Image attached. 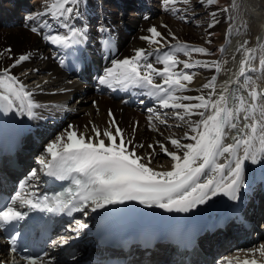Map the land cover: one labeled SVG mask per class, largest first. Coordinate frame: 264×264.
Returning a JSON list of instances; mask_svg holds the SVG:
<instances>
[{
	"label": "snow or ice",
	"instance_id": "6c2138e0",
	"mask_svg": "<svg viewBox=\"0 0 264 264\" xmlns=\"http://www.w3.org/2000/svg\"><path fill=\"white\" fill-rule=\"evenodd\" d=\"M82 2L45 0L43 11L29 15L27 20L40 17H50V20L44 19L30 30L60 49L81 44L86 39V30L76 27L73 21L79 17ZM198 2L215 5L218 0ZM179 4L188 6L191 0H162V6L172 12L180 11ZM221 10L227 11L226 8ZM210 15L213 24L218 23L216 13ZM104 31L101 27L100 32ZM147 32L150 35L141 39L155 47L137 48L132 56L113 59L111 66L105 67L97 79L100 85L109 89H144L143 94L153 98L159 108L173 110L171 115L189 129L182 137L166 138L175 150H170L161 141L147 146L135 143L133 136L119 126L111 110L108 112L109 126L104 129L93 124L85 133L69 125L47 143L44 149L47 155L37 158L39 171L31 169L10 200L4 198L5 203L0 209V230L14 226L29 215L28 211L21 209L72 217L77 212L87 215L86 208L95 212L109 205L135 201L167 212L187 213L217 195L222 194L233 201L239 199L245 186L246 161L253 165L264 162V87L257 85L249 75L264 72V52L260 55L259 67L252 63L257 59V49H264V45L254 48L248 47L247 41L243 42L237 48L241 59L234 79L224 81L218 88L217 76L213 75L195 89L198 95H182L189 90L196 76L195 72L187 70L201 66L219 73L223 70L221 62L192 59V53H208V49L186 43H177L171 50L163 51L165 45L162 41L167 42V38L156 26L149 27ZM169 35L176 39L174 34ZM102 44L106 48L111 46L107 39L102 40ZM177 53H183L189 59L181 60ZM4 56L13 59L12 49L0 50V57ZM31 57L30 52L19 54L11 65L0 68V109L5 113L14 111L36 119L39 116L35 109L44 106L34 99L33 91L12 73V69ZM150 57L154 59L150 60ZM59 62L62 66L65 64L64 59ZM147 111L151 114L149 127L156 129L154 120L167 125V119L154 108ZM168 115L163 114L164 117ZM193 116L198 119L193 120ZM85 127L88 128L87 125ZM185 140L190 142H183ZM157 145L160 152L171 158L170 170H156L150 166L157 155ZM145 147L147 152L143 155L137 153V148ZM221 158L222 163L219 162ZM41 174L68 181V186L61 192L40 194L37 185L29 182H39ZM29 188L37 190L28 191ZM74 223L76 228L73 231L77 234L80 229L88 227L81 220ZM19 235L20 232L16 231L11 237L12 253L18 251L16 236ZM60 243H67V240L61 238ZM248 251L253 258H245L241 264H264L255 258L257 253L264 257V244ZM45 256L25 254L22 260L24 264H53L55 258L45 259ZM225 261L232 264L231 258H225Z\"/></svg>",
	"mask_w": 264,
	"mask_h": 264
},
{
	"label": "bare ground",
	"instance_id": "6f19581e",
	"mask_svg": "<svg viewBox=\"0 0 264 264\" xmlns=\"http://www.w3.org/2000/svg\"><path fill=\"white\" fill-rule=\"evenodd\" d=\"M156 1L158 2V0ZM118 4L115 5L114 3L113 6L107 7L102 0H83L79 6V17L73 23L78 28H85L86 39L79 45H74L68 49H60L50 42L43 40L42 35L33 33L30 30L32 26H38L44 19L50 20V17H40L29 21L20 15V10H16V6L20 7L21 5L27 11L33 5L32 2L30 3L28 0H0V50L11 48L13 59L22 53H32L31 59L16 66L12 69V73L23 81L27 89L33 91L34 99L44 106L35 109L39 116L36 119H29L26 115L21 116L17 114L25 136L28 131L46 124L49 119H53L58 125L61 124L62 128H65L69 122V125H74L79 131L85 133L89 131L93 124L104 129L109 126L108 112L111 110L119 126L124 129L126 134L133 136L135 143L147 146L148 144H155L156 141H161L170 150H175L169 141H166V138L169 136L178 138L177 134H175L176 132L163 130L164 128L155 131L149 127V124L146 123L147 120L145 121L144 116L141 115L142 111L140 107L130 106L129 90L109 89L99 84L97 77L103 74V69L110 67L113 59H123L124 57L132 56L134 49L155 47L141 39L142 36L150 35L147 29L151 26H156L162 35L167 38V42L162 41L165 45L163 51L171 50L177 43L187 44L188 42H194L209 44L208 37L205 36L204 32L205 27L195 31L196 29L194 30V27L191 25L188 26V24L181 23L178 20V16L181 13H187L190 16L196 13L202 14L200 17L201 19H206L205 23L206 21H210L213 24V19L208 15L215 12V20L218 23H214L211 29L223 32L222 36L216 41L222 42L225 36L228 39L224 45V51L220 56L196 58L221 62L223 70L217 73L215 69L201 66L187 70L195 72L196 76L189 85V90L183 92L182 95H198L199 93L195 89L200 88L213 75L217 76L218 88L224 81L234 79L241 59V53L237 52V48L243 42L247 41V46L254 48L258 45H264V0H229V4L225 7L227 9L226 12L221 10L225 8L216 9L215 7H205L204 5L199 7L194 4V1L182 8H179L180 5L179 7L177 6L180 9L177 12H172L161 7L158 8L155 5V0H138V4L134 5V9L129 13L126 9L132 6L130 0H119ZM43 7L44 5L38 6L35 13L43 11ZM195 22H199V20ZM101 27L105 29L104 32H100ZM60 31L64 30L61 29ZM169 33L174 34L176 39H173ZM107 37L112 39L114 45L118 47L116 53H112L111 51L107 54L105 53L102 40L107 39ZM262 52H264V49H257V59L252 62L256 67H259V58ZM179 54L181 60L189 59L183 53ZM72 57H76L78 60L73 62L71 60ZM13 59H9L8 56L0 57V68L11 65ZM60 59L65 60L63 66L59 62ZM149 59L153 60L154 57H150ZM224 61L227 63H223ZM157 66L162 67V65ZM249 75L252 76L257 85L264 87V72L257 71L249 73ZM157 82H159V78H157ZM37 85L40 87L37 88ZM133 89H136L133 97L140 98L141 101L145 99L152 100V103H155L153 105L157 104L153 98L143 94L145 92L144 89ZM87 98L94 99L97 109L90 113L88 112L79 121H76L77 112H70L71 107H64L68 110L67 112L62 107L66 101L78 102L83 105ZM192 119L195 120L198 117L193 116ZM86 125L88 128L85 127ZM158 127L161 128L163 126L159 125ZM133 129H135L134 132ZM33 134L36 133L33 131ZM187 142L190 141H185V143ZM29 146L25 145L26 148ZM147 151V147L137 148V153L140 155H143ZM156 152L157 155L152 160L150 166L156 170H170L173 163L171 158L160 152L158 145L156 146ZM162 154L169 160L165 159L163 163L155 162V159L159 158ZM219 162L222 163L223 158ZM26 175L24 173V176ZM263 192L264 162L253 165L250 161H246L245 186L241 189L238 200H230L221 194L212 197L204 204L197 205L196 208L190 211H197L200 216H203L206 212L217 216L234 211L241 215V212H251V204H248L247 198L250 196L259 197ZM132 206L138 213L145 214L148 219L158 222L167 219L175 213L167 212L155 206L147 207L135 201L132 203ZM237 214L234 216H238ZM259 239L264 240V231L259 232ZM255 241L256 238L253 237L250 240L225 238L221 245L226 247V251L231 250L234 245H237L236 248H240L241 250L243 246H247L249 243ZM262 243L264 244V241ZM255 244H250L252 247L248 250L252 249ZM232 250L227 254H230ZM248 250L244 251L249 252ZM0 251H3L1 243ZM92 253V249L89 250V254L86 257L76 253L77 257H79L76 264H83V261L90 258ZM245 254L244 252L242 253V255ZM258 256L259 254L257 253L255 258L262 261ZM53 257L55 258L53 264H73L67 260V256L66 259L64 258L65 251L62 247L57 251L50 252L48 258ZM245 258L252 259L253 256L250 253L249 257H244L241 261ZM92 262L89 261L86 264H92Z\"/></svg>",
	"mask_w": 264,
	"mask_h": 264
},
{
	"label": "rangeland",
	"instance_id": "374dc122",
	"mask_svg": "<svg viewBox=\"0 0 264 264\" xmlns=\"http://www.w3.org/2000/svg\"><path fill=\"white\" fill-rule=\"evenodd\" d=\"M28 1L30 3L32 2L33 4L35 2V8H33V6H32V8L28 9L27 11H23V10H26V9H24V7H22L21 5H20V7L19 6L18 7L16 6V10H20V13L23 11L22 17H24V19H27L28 15L34 14L35 11H36V9L38 8V6L44 5V2H45V0H28ZM96 1H98V0H96ZM102 1L104 2V5H106L107 7L109 5L113 6L114 3H115V5H119L118 4V1L119 0H102ZM192 1H194V4L195 5H198L199 7H202L201 5H204L205 7H215L216 9L225 8L229 4V0H218V3L215 4V5L202 4V3H199L198 0H191V2ZM130 2L132 3V6L131 7H128L126 9V11L128 13L131 12L134 9V7H135L134 5H137L138 4V0H130ZM155 3H156L155 5L158 8H160V7L161 8H164V7H162V0H158V2L155 0ZM179 5H180V7H179ZM179 5H177L179 8L185 7V5H183V4H179ZM218 11H216V12H218ZM192 15L193 16H190L187 13H181L178 16V20L181 23H183V24H188V26L191 25L192 27H194L193 28L194 30L196 29L195 31H197V29H200V28L205 27V29H204V32L206 34L205 36L208 37V43H209V41H210V43L207 44V43L188 42L187 44H189V45L199 46V47H205V48L208 49V53H195V52L192 53L191 54V58L192 59H196L198 57H203V56H208V57H212L213 58V57H215L217 55L220 56L223 53V51H224V45L228 41L227 37L225 36V39L223 38L222 39V42H219V41L217 42L216 40L219 37L222 36V33L223 32H221L220 30H212L211 27H209V24H211L210 21L209 22L206 21V23H205V20L206 19H204V18L201 19L200 16L202 14L200 15V14L196 13V14H192ZM208 16L211 17V19H213L210 14ZM196 20H199V22H195ZM221 49H223V50L221 51ZM179 58H180V56H179ZM29 82H31V81H29ZM71 104H73L72 106H74V107H72ZM95 104L96 103H95L94 99L87 98V100L85 101V104H83V105L82 104H79L78 102H76V103L74 102L73 103V101L72 102L71 101H66L62 105V107L63 108L64 107H71L70 112H72V113L77 112L76 121H79L80 119H83V117H85L88 114V112L90 113L91 111L97 109V106H95ZM152 106H155V105H152ZM136 107H138V106H136ZM158 108H159V106L156 105L154 109H155V111L159 112L162 115L163 118L167 119V125H165V124H162L161 125L159 123V121H155L154 120L153 123L156 124V129H154V130L155 131L157 129L162 130L164 128L163 130H168V131L176 132L175 134H177L178 137H182V134L184 135V133L187 132V129H188L187 125L185 126V124H183L182 121H179L178 119H176L175 117H173L171 115V113H172L173 110H171V109H164V111H163V109H161V108L158 109ZM135 109H137V108H135ZM64 111L67 112L68 110H66V108H64ZM164 113H168L169 115L166 116V117H164L163 116ZM141 115L144 116L145 121L147 120L146 123L149 124L148 117L151 114L147 111V109L144 110V111H142V114ZM51 121H53V120L50 119L49 122H51ZM176 121H177V123H176ZM51 123H54V121L51 122ZM51 123L50 124H45L47 126H43V127H41L39 129V134H40V136H41L42 139H41V142L40 141L38 142L39 145H37L38 149H35L36 152H40V150H44L45 149V146L47 145V143H49L50 141L54 140L56 138V136L58 134H60L61 132H63L64 129L70 124L68 122L66 124L65 128H62L61 127V124L58 125L56 122L54 124H51ZM159 125L160 126H163V127L160 128V127H158ZM177 125H179V126H177ZM53 126H54V128L55 127L56 128L55 129H52ZM33 131L35 132V130H33ZM166 141L168 142V140H166ZM185 141H187V140H185ZM185 141H183V142H185ZM31 157L32 158H38V157H40V153H36V154L32 155ZM165 159L166 160H169L165 155L162 154L159 158H156L155 159V162L163 163ZM260 241H261V239L258 240L257 243H256V245H254V246L255 247H259L260 244H258V243ZM238 250H240V248ZM230 255H231L230 257L233 258V261L234 262L236 261L235 259L241 258V255L238 254V253H235V252L231 253ZM259 259L260 260L261 259L264 260V257H261L260 256Z\"/></svg>",
	"mask_w": 264,
	"mask_h": 264
}]
</instances>
